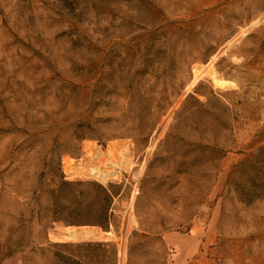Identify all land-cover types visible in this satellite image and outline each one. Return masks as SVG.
I'll return each instance as SVG.
<instances>
[{
	"label": "rangeland",
	"instance_id": "1",
	"mask_svg": "<svg viewBox=\"0 0 264 264\" xmlns=\"http://www.w3.org/2000/svg\"><path fill=\"white\" fill-rule=\"evenodd\" d=\"M77 260L264 264V0H0V264Z\"/></svg>",
	"mask_w": 264,
	"mask_h": 264
},
{
	"label": "trees",
	"instance_id": "2",
	"mask_svg": "<svg viewBox=\"0 0 264 264\" xmlns=\"http://www.w3.org/2000/svg\"><path fill=\"white\" fill-rule=\"evenodd\" d=\"M104 191H105V197L104 199L106 201H111L112 200V195L111 193L109 192V190L106 188V187H103ZM93 224H97V225H100L102 226L103 228H109L110 227V223H111V217L109 215H105L103 218H100V219H97V220H93L92 221ZM87 244L89 245H96V246H105V245H108L110 244V242L108 241H88ZM65 258V257H64ZM64 261H67L64 259ZM82 264L83 261L82 260H77V261H72L68 264Z\"/></svg>",
	"mask_w": 264,
	"mask_h": 264
},
{
	"label": "bare ground",
	"instance_id": "3",
	"mask_svg": "<svg viewBox=\"0 0 264 264\" xmlns=\"http://www.w3.org/2000/svg\"><path fill=\"white\" fill-rule=\"evenodd\" d=\"M220 81H222L223 83H225V84H227L226 82H224V81H228V80H222V79H220ZM217 82H218V80H217ZM229 83V82H228ZM218 84V83H217Z\"/></svg>",
	"mask_w": 264,
	"mask_h": 264
}]
</instances>
